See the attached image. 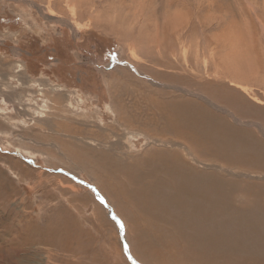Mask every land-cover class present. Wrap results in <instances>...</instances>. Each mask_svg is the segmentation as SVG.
<instances>
[{
	"label": "rangeland",
	"instance_id": "374dc122",
	"mask_svg": "<svg viewBox=\"0 0 264 264\" xmlns=\"http://www.w3.org/2000/svg\"><path fill=\"white\" fill-rule=\"evenodd\" d=\"M187 90L264 131V0H0V264H161L130 242L106 170L151 149L125 124L156 93ZM55 221L73 257L34 244Z\"/></svg>",
	"mask_w": 264,
	"mask_h": 264
},
{
	"label": "bare ground",
	"instance_id": "6f19581e",
	"mask_svg": "<svg viewBox=\"0 0 264 264\" xmlns=\"http://www.w3.org/2000/svg\"><path fill=\"white\" fill-rule=\"evenodd\" d=\"M180 92L172 101H166L170 94L161 100L162 93H156L161 102H147L141 110L145 120L132 119L141 127L125 124L138 130L151 149L130 162L112 161L111 170H106L112 181L107 190L110 202L126 220L131 218L130 242L146 260L153 258L161 264H264V181L250 180L264 177V131L253 130L237 110L238 114L228 111L231 118L224 116L217 108L218 100L205 98L206 94ZM191 161L203 169H195ZM208 162L216 167L205 169ZM67 225L47 222L41 230L32 231L34 244L42 241L73 257L72 239L66 242L60 238L69 237Z\"/></svg>",
	"mask_w": 264,
	"mask_h": 264
}]
</instances>
